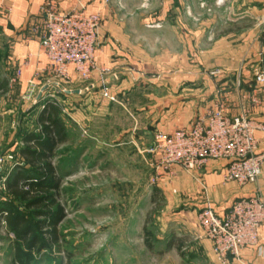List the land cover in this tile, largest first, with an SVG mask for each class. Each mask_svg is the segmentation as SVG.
Wrapping results in <instances>:
<instances>
[{"label":"crops","instance_id":"obj_1","mask_svg":"<svg viewBox=\"0 0 264 264\" xmlns=\"http://www.w3.org/2000/svg\"><path fill=\"white\" fill-rule=\"evenodd\" d=\"M53 1L61 11L84 8L88 14L101 12L104 15L95 59L99 67L108 68L117 77L110 75L107 80L113 92L127 104L121 106L125 110L122 113L135 112L130 126L118 130V147H148L156 127L167 132L190 127L205 107L218 97L227 98L233 115L246 109L252 117L264 123V89L254 92L255 73L264 69V36L261 34L264 0H231L229 14L217 9L215 0ZM45 2L0 0V30L10 39L12 59L18 64L27 63L20 81L22 90L28 92L35 91L37 86L47 87L43 81L49 76V62L41 52L39 40L29 32L40 21ZM200 2L211 7L213 13L198 15L204 12L200 9ZM248 55L253 59L244 63ZM221 56L225 57L224 63L218 61ZM218 68L226 73L224 84L202 73ZM238 75L242 81L239 89L235 87ZM99 81L98 73L85 82L74 77L69 82L84 87L70 88L63 91L65 95L61 98L57 97L72 112L71 120L63 118L69 134L74 116L82 114L85 106L94 99L98 102ZM58 86L59 83L55 82L47 91ZM60 93L56 92V95ZM83 95L87 97L84 101L80 99ZM78 118L85 123V119ZM148 125L149 129L144 127ZM139 131L143 137L138 136ZM258 137L262 138L259 151L263 152L264 136L259 132ZM68 146L66 143L60 147ZM85 151L86 146H82L75 156H71L68 167L74 166L76 161L82 162ZM223 166L222 162L211 163L196 176L178 169L175 194L196 200V214L207 203H212L218 213L224 214L239 198L256 196L264 201V167L258 184L239 187L235 183L223 182ZM196 238L214 260L210 243L199 238L197 228ZM241 259L240 264H264V226L260 231L259 246L244 250Z\"/></svg>","mask_w":264,"mask_h":264},{"label":"rangeland","instance_id":"obj_2","mask_svg":"<svg viewBox=\"0 0 264 264\" xmlns=\"http://www.w3.org/2000/svg\"><path fill=\"white\" fill-rule=\"evenodd\" d=\"M199 6L204 12L198 15L213 13L205 2ZM251 58L248 55L243 62L248 63ZM219 59L225 62L224 56ZM21 65L12 59L10 39L0 30V79L9 80V92L0 93V203L9 200L4 185L7 174L20 163L16 155L21 134L37 130L35 118L46 102H58L61 116L71 120L72 112L64 107L60 96L70 88L84 87L49 74L43 85L50 87L57 82L59 86L37 101L38 92L45 86H37L33 92L22 90L23 71L18 74ZM215 70L202 73L210 75ZM223 72L221 76H210L224 84ZM56 92L61 93L58 96ZM83 96L82 101L87 98ZM116 97V103L100 96L98 102L94 99L85 106L82 114L74 116L75 123H70L69 146L57 149L54 161L64 176L59 200L65 207V218L59 225V248L46 253L40 264H217L208 249L196 241V200L173 193L177 191V179L173 188L151 185L152 166L158 162L150 152L152 142L146 148L118 147V130L130 126L135 112L128 110L129 115L123 114L121 106L127 104ZM144 127L149 129V125ZM141 133L138 136L143 137ZM82 146H86L82 162L68 167L69 158ZM145 229L153 234L149 240L151 248L145 244ZM5 236L0 230V264H17ZM241 258L234 264H240Z\"/></svg>","mask_w":264,"mask_h":264},{"label":"built area","instance_id":"obj_3","mask_svg":"<svg viewBox=\"0 0 264 264\" xmlns=\"http://www.w3.org/2000/svg\"><path fill=\"white\" fill-rule=\"evenodd\" d=\"M111 0H106L110 2ZM217 9L225 8L229 14L231 0H215ZM121 6V3H119ZM201 7H205L202 3ZM104 21L101 12L88 14L84 8L61 11L53 0H46L40 21L29 30L39 40L41 52L49 62L48 73L62 81L74 77L89 81L95 73L100 76V96L104 101L118 102L107 78L108 68L99 67L95 52L100 46V29ZM261 34L264 36V19ZM22 63L18 74H21ZM216 69L211 76H221ZM241 75L235 87L241 88ZM264 89V69L255 73L254 92ZM258 104L256 100H253ZM264 136V123L250 115L246 109L233 115L227 98L218 97L208 104L190 127H178L167 132L156 127L150 152L158 162L151 177V185L172 187L178 169L196 176L211 163H224L221 177L225 183L239 187L258 184L264 167V151L259 147ZM156 159V160H157ZM176 193V191H173ZM199 238L207 240L217 264H234L247 248L258 247L260 231L264 226V201L259 197L239 198L230 209L218 213L207 204L195 216Z\"/></svg>","mask_w":264,"mask_h":264},{"label":"trees","instance_id":"obj_4","mask_svg":"<svg viewBox=\"0 0 264 264\" xmlns=\"http://www.w3.org/2000/svg\"><path fill=\"white\" fill-rule=\"evenodd\" d=\"M8 92L9 80L0 79V93ZM61 114L62 108L56 102H46L35 118L37 130L21 134L16 155L20 163L5 180L9 200L0 203V230L17 264H40L46 253L61 244L59 225L65 218V207L59 198L64 176L59 174L54 159L57 149L70 142ZM144 234L145 244L151 248L153 234L147 229Z\"/></svg>","mask_w":264,"mask_h":264},{"label":"water","instance_id":"obj_5","mask_svg":"<svg viewBox=\"0 0 264 264\" xmlns=\"http://www.w3.org/2000/svg\"><path fill=\"white\" fill-rule=\"evenodd\" d=\"M47 89H48V87H44V88L42 89L41 93H40L39 96H38L37 101H40V100H41L43 93H44L45 91H47Z\"/></svg>","mask_w":264,"mask_h":264}]
</instances>
